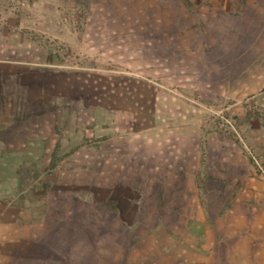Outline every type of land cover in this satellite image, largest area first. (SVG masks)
<instances>
[{"label":"rangeland","instance_id":"rangeland-1","mask_svg":"<svg viewBox=\"0 0 264 264\" xmlns=\"http://www.w3.org/2000/svg\"><path fill=\"white\" fill-rule=\"evenodd\" d=\"M223 1L230 16L221 14ZM203 4L0 0V103L16 118L33 111L40 130L30 159L38 165L22 172L23 190L44 205L56 193L71 208L94 204L89 193L97 190L102 207L114 208L112 182L125 181L127 166L158 158L159 145L163 157L179 153L190 164L194 107L264 171L248 136L264 128V0ZM199 32V44L215 46L196 71L194 55L180 53L194 50ZM174 126L186 133L158 134Z\"/></svg>","mask_w":264,"mask_h":264},{"label":"crops","instance_id":"crops-1","mask_svg":"<svg viewBox=\"0 0 264 264\" xmlns=\"http://www.w3.org/2000/svg\"><path fill=\"white\" fill-rule=\"evenodd\" d=\"M203 2L212 0H194V9ZM226 4L221 14L230 16ZM240 6L247 9V1ZM253 7L258 13V1ZM202 34L194 35V50L180 53L194 55L196 71L215 46L199 44ZM197 109L189 165L179 153L163 157L159 145L158 158L127 166L125 181L112 182L116 207H102L96 190L89 193L94 204L79 200L71 208L56 203V193L44 205L39 193L23 190L22 172L38 165L30 159L37 158L39 123L33 111L16 118L0 103V264H264V171L246 148L210 130L208 113ZM167 130L158 134L186 133ZM249 134L264 164V128Z\"/></svg>","mask_w":264,"mask_h":264}]
</instances>
